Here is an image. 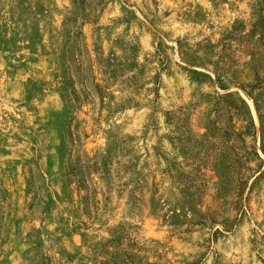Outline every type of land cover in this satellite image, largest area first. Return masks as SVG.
<instances>
[{
  "label": "rangeland",
  "instance_id": "1",
  "mask_svg": "<svg viewBox=\"0 0 264 264\" xmlns=\"http://www.w3.org/2000/svg\"><path fill=\"white\" fill-rule=\"evenodd\" d=\"M0 264H264V0H0Z\"/></svg>",
  "mask_w": 264,
  "mask_h": 264
}]
</instances>
